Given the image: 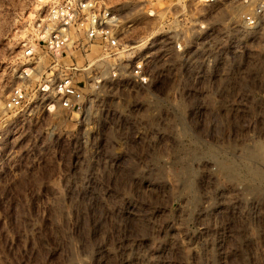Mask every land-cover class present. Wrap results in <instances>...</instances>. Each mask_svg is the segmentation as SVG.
<instances>
[{"label": "rangeland", "instance_id": "rangeland-1", "mask_svg": "<svg viewBox=\"0 0 264 264\" xmlns=\"http://www.w3.org/2000/svg\"><path fill=\"white\" fill-rule=\"evenodd\" d=\"M53 1L0 0V264H101L134 239L190 264L222 239L246 264L249 237L264 236V133L142 132L129 149L142 154L128 157L121 141L134 133L79 137L64 121L56 140L37 112L7 107L16 86L38 82L25 47ZM106 2L142 32L170 0Z\"/></svg>", "mask_w": 264, "mask_h": 264}, {"label": "built area", "instance_id": "built-area-1", "mask_svg": "<svg viewBox=\"0 0 264 264\" xmlns=\"http://www.w3.org/2000/svg\"><path fill=\"white\" fill-rule=\"evenodd\" d=\"M152 8L156 21L133 32L135 23L106 0L53 1L25 47L33 58L25 75L38 82L16 86L7 107L37 112L56 140L64 121L79 137L134 133L133 142L121 141L119 153L128 157L142 154L129 150L142 132H229L245 141L264 133V0H170ZM222 241L213 253L202 247V264H235ZM120 244L103 264H190L174 259L167 244ZM245 249L246 264H264V236L249 237Z\"/></svg>", "mask_w": 264, "mask_h": 264}, {"label": "bare ground", "instance_id": "bare-ground-1", "mask_svg": "<svg viewBox=\"0 0 264 264\" xmlns=\"http://www.w3.org/2000/svg\"><path fill=\"white\" fill-rule=\"evenodd\" d=\"M159 5H160V3H159ZM159 5H158V6H159ZM160 6L162 7V5H160ZM161 7H160V8H161ZM152 10H153V9H151V11H152Z\"/></svg>", "mask_w": 264, "mask_h": 264}]
</instances>
